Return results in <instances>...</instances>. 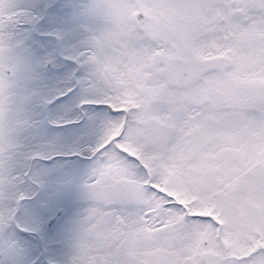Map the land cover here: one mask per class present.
Instances as JSON below:
<instances>
[{"label":"snow or ice","instance_id":"1","mask_svg":"<svg viewBox=\"0 0 264 264\" xmlns=\"http://www.w3.org/2000/svg\"><path fill=\"white\" fill-rule=\"evenodd\" d=\"M75 7L0 0V264H264V0Z\"/></svg>","mask_w":264,"mask_h":264},{"label":"flooded vegetation","instance_id":"2","mask_svg":"<svg viewBox=\"0 0 264 264\" xmlns=\"http://www.w3.org/2000/svg\"><path fill=\"white\" fill-rule=\"evenodd\" d=\"M54 2L57 5L61 6L62 8H67V11L65 12V18L63 19L64 21L63 26H70L72 23H74L76 19V16H75L76 7L75 6L80 4L81 0H54ZM57 23L58 22L46 21L42 24L41 30L43 32H50L60 27L58 26ZM41 39L44 40L50 47L55 45L54 37L43 36L41 37Z\"/></svg>","mask_w":264,"mask_h":264},{"label":"rangeland","instance_id":"3","mask_svg":"<svg viewBox=\"0 0 264 264\" xmlns=\"http://www.w3.org/2000/svg\"><path fill=\"white\" fill-rule=\"evenodd\" d=\"M58 26L62 27L64 25V21L62 20L61 22L57 23ZM69 25V24H68ZM72 160H74L75 162L82 164L83 161H76V158H70ZM63 196L65 197L66 201H67V214L68 216H71L72 213L80 206L79 203L77 202V200L75 199L76 196V191L75 189L69 191V192H65L63 193Z\"/></svg>","mask_w":264,"mask_h":264}]
</instances>
